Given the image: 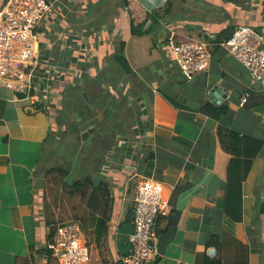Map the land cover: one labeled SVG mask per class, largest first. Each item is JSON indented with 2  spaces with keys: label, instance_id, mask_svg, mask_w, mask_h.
I'll return each instance as SVG.
<instances>
[{
  "label": "crops",
  "instance_id": "crops-1",
  "mask_svg": "<svg viewBox=\"0 0 264 264\" xmlns=\"http://www.w3.org/2000/svg\"><path fill=\"white\" fill-rule=\"evenodd\" d=\"M48 1L52 9L36 29L42 88L51 93L41 103L48 111L0 81V264H58L33 249L46 246L47 219L54 218L45 213L36 184L51 160L59 171L67 160L75 162L68 175L75 179L99 173L109 182L108 236L101 244L86 239L91 254L103 246L122 264L138 184L151 178L171 205L158 227L172 217L169 230L178 219L174 239L150 264H205L212 239H219L212 251L225 262L264 264V83L223 45L242 25L264 36V0ZM132 23L145 32L134 34ZM172 32L177 41L209 44L206 71L184 76L168 44ZM123 42L134 70L125 76L130 83L98 85L96 77L114 75L108 69ZM216 86L226 93L219 101ZM101 104L122 112L104 115ZM220 106L228 111L210 114ZM99 123L106 125L105 146L96 140ZM221 127L263 142L250 164L246 145H239L242 155L225 149L230 140H221ZM231 179L241 183V202L232 209L242 216L238 221L225 209Z\"/></svg>",
  "mask_w": 264,
  "mask_h": 264
},
{
  "label": "built area",
  "instance_id": "built-area-1",
  "mask_svg": "<svg viewBox=\"0 0 264 264\" xmlns=\"http://www.w3.org/2000/svg\"><path fill=\"white\" fill-rule=\"evenodd\" d=\"M51 9L48 0H4L0 6V81L5 87L40 102L47 101L51 93L42 88L43 66L36 29ZM151 22L148 19L147 25ZM175 34L169 36L168 44L184 76L192 79L196 73L206 71L211 62L209 44L200 40L177 41ZM263 41V34L242 25L223 43L259 83H264V46L260 45ZM170 213L171 205L163 197L162 185L151 178L141 180L133 202L130 248L122 264H150L156 259L161 235L158 221ZM56 228L55 240L46 246L58 264H88L92 254L81 224L73 220L59 223Z\"/></svg>",
  "mask_w": 264,
  "mask_h": 264
},
{
  "label": "trees",
  "instance_id": "trees-1",
  "mask_svg": "<svg viewBox=\"0 0 264 264\" xmlns=\"http://www.w3.org/2000/svg\"><path fill=\"white\" fill-rule=\"evenodd\" d=\"M132 32L134 34L141 35V33H144L145 30L137 31L136 26H134V23H132ZM124 47H125V43L123 42L121 44L120 52L117 55H115L114 66L108 69V70H111L114 73V75L106 76V77H96L95 81L98 83V85H101L105 81L113 82L114 85H117L122 81L121 80L122 78L125 80L126 75L134 74V70L131 68V65L124 53ZM124 82L125 84L130 83V81L128 80H125ZM103 98H106V97H103ZM89 99H90V95H89ZM34 101H35V106L38 110L45 109V111H48L46 106L43 103H41L39 100H34ZM105 107L106 106L102 104L100 106V108L104 112V115H106L107 113L111 111L112 116L118 117V113L116 112L114 108H112L111 105H110V108L108 107L109 110H104ZM95 109H96L95 107H93L90 111L84 109L82 110L84 111V113L83 114L80 113V116L86 117V114L89 115V113L95 112ZM205 110H208L207 106H205ZM227 111H228V106L212 107L210 114H212L215 117H220L222 114L226 113ZM88 127L89 125H87L86 128ZM96 130L97 132L102 131V138H98L96 140H98L100 145L104 144L105 146V144H107L106 143L107 141L103 142V139H105V137L107 136L105 135V133L107 132L106 125L104 123H99L96 126ZM109 132H112V131H109ZM219 135L221 137V140L223 139L230 140L229 142L227 141L224 142V147L227 151L231 153L242 155L238 151L240 147L239 145H246L247 147H249L250 152H247L246 154H244L247 158L246 161L248 164H250L252 159L256 156V154L259 152V150L261 149L263 145V142L261 140H256L254 138L240 136V134H238L237 132L233 130H223L222 127L219 128ZM81 154L85 155L86 151H82ZM98 154H100L99 151H98ZM74 163L75 162L73 161L67 160V163L65 165H67L68 167H65V168L60 167V170L66 176L65 183L68 185L69 193L73 196L80 195L79 197H81V199L85 202L87 209H88V211H86L83 215L76 216L75 220L81 224L83 232H85L86 234L93 233L94 241L97 244H101V242L107 239L108 231H109V222L111 220L112 212H113L114 200L111 195L110 185H109V182L106 180L105 176L99 173L96 175L89 173L86 176L79 178V179H75V176H74L75 174H71L73 175V177L70 180L69 177L71 175L68 176L70 173L69 167L70 165H73ZM99 165H97L96 168H98ZM230 181H231L229 183L230 185L228 186L229 188L228 201H227L225 209L229 215H231L238 221L242 219V216H236V214L234 213L236 211H233L232 209H236L238 206V203L241 202V192H242L241 183L237 184L235 181H232V179ZM50 219H47V224L50 227V231L47 235V243L55 240L56 232H57L56 226L57 224H59L54 219L52 220ZM171 220H172V217L169 220V225L171 223ZM168 226L164 229L159 228V233L162 234L166 232L168 230ZM218 241L219 239L217 240L212 239V241L208 244L209 247L211 246L210 247L211 250L206 255L205 264H248V263H228V262H225L220 255L216 256L215 252H213L212 249L214 247L213 245H217L218 247H220V244L218 243ZM129 248H130V245H129ZM33 249L40 253L44 252L48 254L49 257L53 256L52 250L49 249L47 246H45L44 248H36V249L33 248ZM119 262L118 264H120Z\"/></svg>",
  "mask_w": 264,
  "mask_h": 264
},
{
  "label": "rangeland",
  "instance_id": "rangeland-1",
  "mask_svg": "<svg viewBox=\"0 0 264 264\" xmlns=\"http://www.w3.org/2000/svg\"><path fill=\"white\" fill-rule=\"evenodd\" d=\"M1 5L2 3H0ZM176 36L175 34V38ZM121 112L122 110L117 113L121 114ZM52 161H46L37 175L38 181L36 184H38V191L41 192L43 209L45 213L48 210L54 216L53 219L57 223L73 221L76 216L83 215L88 211L87 206L81 197H79L80 195L73 196L69 193L68 185L65 183L66 176L59 171ZM72 177L71 175L69 179L71 180ZM83 234V237L87 236L86 239H90L89 236L93 238V233L86 234L83 232ZM93 249L95 253L92 254L90 264H115L114 257L109 249H105L103 246H95Z\"/></svg>",
  "mask_w": 264,
  "mask_h": 264
},
{
  "label": "water",
  "instance_id": "water-1",
  "mask_svg": "<svg viewBox=\"0 0 264 264\" xmlns=\"http://www.w3.org/2000/svg\"><path fill=\"white\" fill-rule=\"evenodd\" d=\"M223 88L221 86H216L213 89V93H215V101H219L222 97L226 96V93L223 92ZM178 216L175 218L173 225L170 229L165 233L160 235L159 237V244H158V252L164 254L166 251L167 246L172 242L176 232V225H177Z\"/></svg>",
  "mask_w": 264,
  "mask_h": 264
}]
</instances>
